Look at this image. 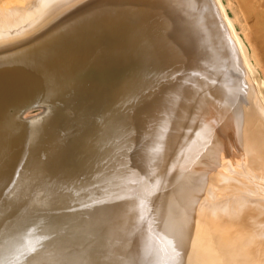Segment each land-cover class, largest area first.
Wrapping results in <instances>:
<instances>
[{
    "label": "bare ground",
    "instance_id": "obj_1",
    "mask_svg": "<svg viewBox=\"0 0 264 264\" xmlns=\"http://www.w3.org/2000/svg\"><path fill=\"white\" fill-rule=\"evenodd\" d=\"M214 2L0 5V264H264V108Z\"/></svg>",
    "mask_w": 264,
    "mask_h": 264
},
{
    "label": "rangeland",
    "instance_id": "obj_2",
    "mask_svg": "<svg viewBox=\"0 0 264 264\" xmlns=\"http://www.w3.org/2000/svg\"><path fill=\"white\" fill-rule=\"evenodd\" d=\"M8 1L13 3L16 0L13 1L0 0V5H2L3 2H8ZM220 1L224 6L225 13L230 19L236 34L240 37V40L242 41L245 47L247 56L252 64L253 73L250 75V73L245 69V66L241 62L242 59L240 53H238L237 55L238 60L244 71L246 81H248L249 84L252 86L256 95V99L260 100L258 102L260 103L261 107L264 108V85L261 84L260 86H257L256 83H254V81L256 82L264 81V0H220ZM215 7L218 10L216 4ZM222 22L226 29L225 32L227 37L224 34V30H222L225 39L232 40L235 45V42L232 39L223 18H222ZM39 112L40 109L34 107L27 110L26 113L24 114V117L35 116ZM259 183L261 184V182ZM222 200L223 197L212 199L211 197L209 198V196L207 195V197L204 199V205H207L211 209H214L212 205L223 204Z\"/></svg>",
    "mask_w": 264,
    "mask_h": 264
},
{
    "label": "crops",
    "instance_id": "obj_3",
    "mask_svg": "<svg viewBox=\"0 0 264 264\" xmlns=\"http://www.w3.org/2000/svg\"><path fill=\"white\" fill-rule=\"evenodd\" d=\"M255 49V48H254Z\"/></svg>",
    "mask_w": 264,
    "mask_h": 264
}]
</instances>
